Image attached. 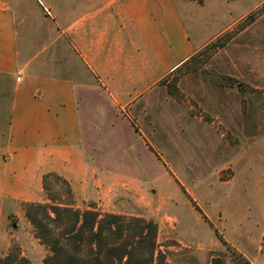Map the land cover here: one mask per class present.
Wrapping results in <instances>:
<instances>
[{
  "label": "rangeland",
  "instance_id": "374dc122",
  "mask_svg": "<svg viewBox=\"0 0 264 264\" xmlns=\"http://www.w3.org/2000/svg\"><path fill=\"white\" fill-rule=\"evenodd\" d=\"M176 1L182 15L193 16L194 26L186 25L195 41L216 33L246 4L212 21L204 0ZM20 2L24 61L35 57L34 67L75 78L77 60L68 57L74 49L62 37V20L71 12L62 13L61 0ZM244 13L177 71L161 78L159 63L147 66L144 96L128 107L114 112L102 92L90 96L98 107H90L86 119H100L93 125H101L102 141L121 167L127 163L121 147L134 137L133 159L144 168L140 184L118 178L98 207L93 200L82 203L69 183L71 194L61 180L48 177L47 201L40 204H50L49 196L75 209L153 221L158 231L152 264H264V0ZM178 56L172 53L174 61ZM167 85H175V95ZM114 114L116 123L106 122ZM26 204L0 202V259L44 264L51 252L36 237Z\"/></svg>",
  "mask_w": 264,
  "mask_h": 264
},
{
  "label": "crops",
  "instance_id": "0c3cea01",
  "mask_svg": "<svg viewBox=\"0 0 264 264\" xmlns=\"http://www.w3.org/2000/svg\"><path fill=\"white\" fill-rule=\"evenodd\" d=\"M243 1L246 12L262 0H204L203 8L212 21L227 19L223 12H232ZM177 3L61 0L62 13L71 12L62 20V37L74 49L68 57L77 60L73 78L34 67L35 57L24 61L16 17L21 2L0 0V202H46L47 174L63 177L82 203L93 200L98 207L111 196L118 178L133 186L144 180L142 163L138 161L141 169L133 159L134 137L121 147L127 156L121 167L112 159L114 150L102 141L101 125H93L100 119H86L98 107L90 96L102 92L114 112L128 107L144 96L147 66L157 68L159 63L162 78L245 15L243 11L216 33L195 41L186 25L194 26L193 16L182 15ZM167 43L178 53L177 61ZM107 120L116 123L118 115Z\"/></svg>",
  "mask_w": 264,
  "mask_h": 264
},
{
  "label": "trees",
  "instance_id": "16d2710c",
  "mask_svg": "<svg viewBox=\"0 0 264 264\" xmlns=\"http://www.w3.org/2000/svg\"><path fill=\"white\" fill-rule=\"evenodd\" d=\"M208 44L205 49L212 46ZM224 45L220 46L223 47ZM215 49H218L216 47ZM194 56L173 71L187 64ZM175 95V85H167ZM61 180L71 194L67 181L56 174L45 177ZM26 204V215L35 228L36 237L46 245L51 255L44 264H152L156 251L157 225L138 217L101 214L95 208L75 209L73 204L57 203ZM245 264H250L244 260ZM11 264L10 256L0 259V264ZM18 264H30L21 259Z\"/></svg>",
  "mask_w": 264,
  "mask_h": 264
},
{
  "label": "built area",
  "instance_id": "2783aa9c",
  "mask_svg": "<svg viewBox=\"0 0 264 264\" xmlns=\"http://www.w3.org/2000/svg\"><path fill=\"white\" fill-rule=\"evenodd\" d=\"M21 80V77L19 76L18 78H17V82H19Z\"/></svg>",
  "mask_w": 264,
  "mask_h": 264
}]
</instances>
